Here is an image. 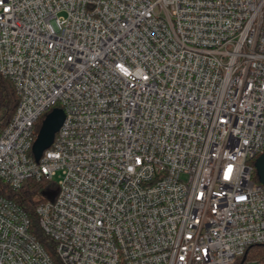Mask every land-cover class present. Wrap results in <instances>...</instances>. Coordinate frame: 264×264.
I'll return each mask as SVG.
<instances>
[{
  "label": "built area",
  "instance_id": "built-area-1",
  "mask_svg": "<svg viewBox=\"0 0 264 264\" xmlns=\"http://www.w3.org/2000/svg\"><path fill=\"white\" fill-rule=\"evenodd\" d=\"M0 74V182L56 194L36 209L55 258L0 195V264H257L264 0H0Z\"/></svg>",
  "mask_w": 264,
  "mask_h": 264
},
{
  "label": "trees",
  "instance_id": "trees-1",
  "mask_svg": "<svg viewBox=\"0 0 264 264\" xmlns=\"http://www.w3.org/2000/svg\"><path fill=\"white\" fill-rule=\"evenodd\" d=\"M18 104V97L13 83L0 74V131L11 121ZM53 187L46 182L27 181L22 189L14 191L0 182V195L18 203L27 212L31 221V232L53 258V243L43 234L36 215L37 207L47 199V190ZM245 261H255L264 264V246L252 247L244 257Z\"/></svg>",
  "mask_w": 264,
  "mask_h": 264
},
{
  "label": "water",
  "instance_id": "water-1",
  "mask_svg": "<svg viewBox=\"0 0 264 264\" xmlns=\"http://www.w3.org/2000/svg\"><path fill=\"white\" fill-rule=\"evenodd\" d=\"M64 120L65 113L60 108L53 109L48 115H46L32 149L37 162L41 159L43 153L53 144L55 136L63 125ZM256 168L259 182L264 186V154L257 160ZM55 195L56 194H45L50 200L54 199Z\"/></svg>",
  "mask_w": 264,
  "mask_h": 264
},
{
  "label": "rangeland",
  "instance_id": "rangeland-1",
  "mask_svg": "<svg viewBox=\"0 0 264 264\" xmlns=\"http://www.w3.org/2000/svg\"><path fill=\"white\" fill-rule=\"evenodd\" d=\"M54 181H55V182H58V181H59V176H58V175H56V176L54 177ZM249 264H254V263H249Z\"/></svg>",
  "mask_w": 264,
  "mask_h": 264
},
{
  "label": "snow or ice",
  "instance_id": "snow-or-ice-1",
  "mask_svg": "<svg viewBox=\"0 0 264 264\" xmlns=\"http://www.w3.org/2000/svg\"><path fill=\"white\" fill-rule=\"evenodd\" d=\"M229 171H231V169H229Z\"/></svg>",
  "mask_w": 264,
  "mask_h": 264
}]
</instances>
